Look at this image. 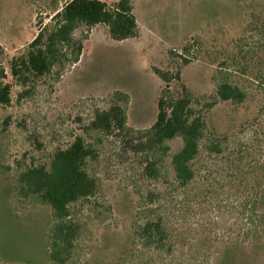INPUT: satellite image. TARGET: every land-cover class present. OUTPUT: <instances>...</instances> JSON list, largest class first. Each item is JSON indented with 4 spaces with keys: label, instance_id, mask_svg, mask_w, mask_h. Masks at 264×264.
<instances>
[{
    "label": "rangeland",
    "instance_id": "rangeland-1",
    "mask_svg": "<svg viewBox=\"0 0 264 264\" xmlns=\"http://www.w3.org/2000/svg\"><path fill=\"white\" fill-rule=\"evenodd\" d=\"M67 1L0 0V83L11 81L10 59ZM130 1L136 37L115 40L104 24L80 25L77 62L13 83L10 103H0V264H50L52 209L15 192L14 181L80 134L96 151L87 168L99 189L70 205L77 233L66 264H264V92L255 80L264 74V0ZM154 68L180 73L171 86L185 81L205 98L221 71L246 91L240 104L219 101L207 113L196 177L186 188L168 157L159 177L147 178L144 152L123 145L118 130L90 128L116 91L130 97L131 126L152 124L164 85ZM180 145L170 142V153ZM157 220L164 241L138 239L134 229Z\"/></svg>",
    "mask_w": 264,
    "mask_h": 264
},
{
    "label": "trees",
    "instance_id": "trees-1",
    "mask_svg": "<svg viewBox=\"0 0 264 264\" xmlns=\"http://www.w3.org/2000/svg\"><path fill=\"white\" fill-rule=\"evenodd\" d=\"M133 9L130 0L111 4L105 0H68L54 12L52 22L39 30L27 48L10 59L11 81L0 83V103H10L15 83L24 84L31 76H44L53 66L63 69L65 63L77 62L83 44L74 40L73 32L80 25L93 27L104 24L115 40L136 37L139 27ZM183 58L186 64L192 62L185 55ZM154 71L164 85L152 124L138 128L131 126L128 115L130 97L128 93L116 91L114 104L107 110L96 111L90 128L105 133L118 130L123 145H130L136 152H144L147 178L157 179L164 158L168 157L177 184L186 188L196 177L194 160L207 132V113L219 101L240 104L246 99V91L230 81L229 71H221L213 76L215 90L208 101L209 97L198 95L185 81H180L176 87L171 86L174 80H181L180 73L157 68ZM1 72L3 77H7L4 71ZM255 80L264 92V74L255 75ZM196 105L204 108L198 112ZM128 137L133 140L132 144ZM176 139H180L181 145L170 153V142ZM85 140L83 135H77L67 146L55 150L50 162L21 170L14 181L15 192L27 198L33 197L52 209L54 223L47 235L50 264H66L74 246L77 231L69 219L70 205L94 195L99 189L96 178L87 168L88 161L96 157V151ZM210 149L220 152L214 143ZM134 233L146 244L163 242L168 236L160 220L145 222L134 229Z\"/></svg>",
    "mask_w": 264,
    "mask_h": 264
}]
</instances>
